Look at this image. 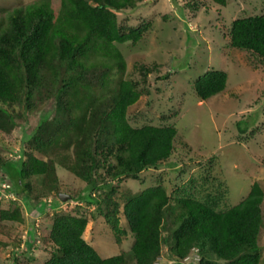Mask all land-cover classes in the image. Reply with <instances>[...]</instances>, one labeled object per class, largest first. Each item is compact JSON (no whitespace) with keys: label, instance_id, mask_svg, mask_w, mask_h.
I'll use <instances>...</instances> for the list:
<instances>
[{"label":"trees","instance_id":"16d2710c","mask_svg":"<svg viewBox=\"0 0 264 264\" xmlns=\"http://www.w3.org/2000/svg\"><path fill=\"white\" fill-rule=\"evenodd\" d=\"M138 1L142 0H34L5 9L0 16V135L9 134L24 112L44 102L53 106V113L41 114L22 135L16 149L7 146L0 153V175L7 184L0 190L18 195L20 189L25 196L19 194V199L28 201L29 179L34 176L55 196L52 208L43 212L51 216L48 225L37 229L23 202L0 198V204H6L0 208V222H21L24 217L27 221L23 239L10 246L7 264H156L162 251L178 264L262 261L257 238L264 225V194L258 183L252 182L230 205L227 184L222 172H215L212 158L200 164L202 172L182 181L184 170L177 168L171 191L159 173L152 181L141 177L143 170L160 169L164 162L174 165L176 160L171 156L172 124L140 122L127 113L142 91H148L125 77V54L117 45L135 43L149 27L148 21L136 26L118 21V13ZM260 2L259 13L234 17L226 35L230 47L264 62V0ZM137 67L145 81L150 68ZM225 82V71L206 69L192 87L197 98L205 100L222 91ZM15 105L22 112L11 110ZM58 167L83 182L82 191L71 195L75 208L81 203L93 208L117 244L130 234L128 248L100 256L82 237L87 218L60 206ZM125 178L145 187L121 188ZM32 197L34 208L50 201L36 193ZM118 198L125 227L119 225ZM41 239L48 244L42 245ZM20 241L25 248L18 251ZM32 250H45L47 255L35 262Z\"/></svg>","mask_w":264,"mask_h":264},{"label":"rangeland","instance_id":"374dc122","mask_svg":"<svg viewBox=\"0 0 264 264\" xmlns=\"http://www.w3.org/2000/svg\"><path fill=\"white\" fill-rule=\"evenodd\" d=\"M32 1L0 0V16L5 14V9ZM257 1L225 0L222 5L210 0H142L133 8L128 7L118 13V21L123 25L136 26L149 22V27L138 41L117 44L125 54V77L137 80L139 88L148 89L147 92L142 91L128 107L127 113L140 122L172 124L175 128L171 156L176 162L174 165L164 162L160 169L143 170V179L152 181L159 173L167 183L168 191H171L170 179L175 177L177 168L184 170L180 176L182 181L191 174L202 172L200 164L212 158L211 162L217 163L214 165L217 168L215 172L220 170L222 174L219 175L227 184L228 204H235L244 196L252 182L258 183L264 194V62L249 51L230 47L226 35V29L234 17L260 12L263 4L261 0ZM191 4H195V9ZM138 64L150 68L145 81L141 80ZM206 69L225 71L226 82L222 91L199 100L192 83ZM166 72L169 75L162 78L160 74ZM10 108L22 112V108L16 105ZM51 113L53 106L44 102L16 117V125L11 132L0 135V141L4 144L0 146V153L4 154L3 147L13 146L16 149L22 135L36 125L38 117ZM56 173L60 192L70 197L61 201L60 206L63 210L77 211L87 218L82 237L99 255L116 254L119 248H128L130 234L122 236L117 244L109 226L93 208L83 203L78 209L75 208L71 195L75 197L82 191L83 182L61 167L56 169ZM29 182L32 193L29 202L21 200L22 208L28 215L36 216L40 227L43 224L47 226L51 216L43 212L52 208L54 193L44 189L40 177L32 176ZM143 185L140 181L125 178L119 186L136 190L145 187ZM33 193L38 198L48 197L50 201L34 208ZM19 194L21 198L25 196L20 189ZM117 200L119 225L125 227L122 201L120 198ZM2 206L6 204H0V208ZM261 208L264 219V195ZM25 218L21 222H0V264L8 263L11 244L18 238L23 239L27 229ZM36 232H40L39 235L43 233L40 229ZM21 242L16 247L18 251L25 248ZM257 242L263 257L260 264H264V225ZM41 244L48 242L41 239ZM162 253L157 257L156 264H178L167 260ZM32 254L35 262H39L47 252L32 250ZM192 256L195 259L196 256Z\"/></svg>","mask_w":264,"mask_h":264},{"label":"built area","instance_id":"2783aa9c","mask_svg":"<svg viewBox=\"0 0 264 264\" xmlns=\"http://www.w3.org/2000/svg\"><path fill=\"white\" fill-rule=\"evenodd\" d=\"M7 186V184H6V182H5V179H4V176L3 175H0V188H4V187H6ZM0 198H1V200H7V199H14V200H16V195H15V193L14 192H5V191H2V190H0ZM34 224H35V226H37V219L35 218V222H34ZM24 235V234H23ZM23 243V241L21 242V244Z\"/></svg>","mask_w":264,"mask_h":264},{"label":"water","instance_id":"95a60500","mask_svg":"<svg viewBox=\"0 0 264 264\" xmlns=\"http://www.w3.org/2000/svg\"><path fill=\"white\" fill-rule=\"evenodd\" d=\"M57 195H58V198H59L61 201H64L65 199L69 198V195L66 194L65 192H58Z\"/></svg>","mask_w":264,"mask_h":264},{"label":"clouds","instance_id":"9594fccd","mask_svg":"<svg viewBox=\"0 0 264 264\" xmlns=\"http://www.w3.org/2000/svg\"><path fill=\"white\" fill-rule=\"evenodd\" d=\"M5 179V178H4ZM5 182H6V180H5ZM15 193V192H14ZM16 195V201H18V202H22L20 199H19V196L17 195V194H15ZM49 199V198H48ZM47 199V200H48ZM37 217H39V216H37ZM35 218H36V216H31V219L35 222ZM38 226H39V224H38ZM34 227L36 228V226H35V224H34ZM24 243V242H23Z\"/></svg>","mask_w":264,"mask_h":264}]
</instances>
